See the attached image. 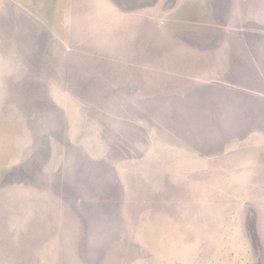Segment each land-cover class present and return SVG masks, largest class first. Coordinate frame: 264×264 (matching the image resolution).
Returning <instances> with one entry per match:
<instances>
[{"label":"rangeland","instance_id":"1","mask_svg":"<svg viewBox=\"0 0 264 264\" xmlns=\"http://www.w3.org/2000/svg\"><path fill=\"white\" fill-rule=\"evenodd\" d=\"M0 264H264V0H0Z\"/></svg>","mask_w":264,"mask_h":264}]
</instances>
